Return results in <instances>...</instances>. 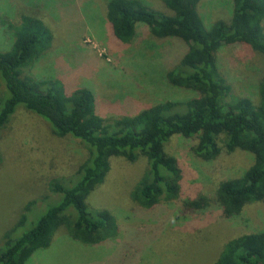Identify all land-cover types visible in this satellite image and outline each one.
Segmentation results:
<instances>
[{
	"label": "rangeland",
	"instance_id": "1",
	"mask_svg": "<svg viewBox=\"0 0 264 264\" xmlns=\"http://www.w3.org/2000/svg\"><path fill=\"white\" fill-rule=\"evenodd\" d=\"M160 13L173 14L162 0H143ZM109 0H0V15L19 23L21 14L43 18L53 31L52 46L25 73L35 78H58L68 93L87 87L95 93L97 112L105 118L135 114L166 100H185L194 92L167 79L189 46L176 37L154 36L144 23L129 43L113 34L107 19ZM233 0H201L198 12L206 28L219 19L230 21ZM8 25L0 26V50L11 49ZM221 74L231 86L228 100L259 99L264 55L249 45H225L217 52ZM5 87L0 80V97ZM198 137L174 135L166 145L182 170L178 198L144 208L132 191L146 172L147 158L113 157L105 181L90 194L92 209H107L115 217L116 233L99 244H86L59 227L49 247L35 251L28 264H215L226 242L264 230V200L247 204L239 215L227 216L217 201L221 181L244 173L254 154L228 152L212 160L197 156ZM89 149L73 136H56L39 115L20 106L0 130V247L4 233L16 224L31 201L29 212L40 217L53 203L49 184L69 180L88 158ZM206 197L209 204L192 208L189 202ZM90 208V209H91ZM34 220V222H35ZM32 226L27 224L20 232Z\"/></svg>",
	"mask_w": 264,
	"mask_h": 264
},
{
	"label": "trees",
	"instance_id": "2",
	"mask_svg": "<svg viewBox=\"0 0 264 264\" xmlns=\"http://www.w3.org/2000/svg\"><path fill=\"white\" fill-rule=\"evenodd\" d=\"M162 1L173 14L155 11L143 0H109L107 19L114 36L122 42L133 40L138 23L146 24L156 37L186 42L187 52L167 72V79L195 95L115 118L97 112L95 93L87 87L68 93L58 78L26 74L24 69L51 48L53 31L34 14L23 12L15 24L0 15V26L8 25L13 38L10 50H0V80L5 87L0 97V130L22 106L46 120L56 136H73L89 149L88 158L73 178L50 182L51 194L42 200L51 198L55 204L36 220L29 212L37 201L24 207L16 224L3 235L0 264H28L35 251L50 246L61 226L86 244H99L115 234L114 215L88 205L90 194L105 181L113 157L130 161L140 155L147 158V170L131 194L140 206L152 208L161 199L178 198L182 170L177 158L166 151L167 143L177 134L197 136L194 152L205 160L221 154L220 140L228 152L240 149L254 154L253 164L242 175L227 178L218 186L217 201L225 215H239L247 204L264 200V77L257 102L248 97L229 101L231 86L217 59L221 47L236 43L264 55V0H233L230 21L219 19L210 28L198 12L201 0ZM208 204L206 197L189 202L192 208ZM215 264H264V230L230 239Z\"/></svg>",
	"mask_w": 264,
	"mask_h": 264
}]
</instances>
